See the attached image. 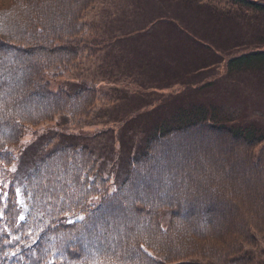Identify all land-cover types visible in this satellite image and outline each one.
Returning <instances> with one entry per match:
<instances>
[{"label":"trees","instance_id":"trees-1","mask_svg":"<svg viewBox=\"0 0 264 264\" xmlns=\"http://www.w3.org/2000/svg\"><path fill=\"white\" fill-rule=\"evenodd\" d=\"M178 1L196 14L185 26L171 19L194 60L163 82L133 83L151 95L181 77L184 89L115 116L96 107L92 82L54 86L92 48L83 16L96 0H0V264H258L264 118L208 99L219 78L264 77V0ZM110 91L101 97L127 96ZM93 114L117 126L103 130L112 133L106 176L96 150L106 143L93 140L103 131L52 127L22 143L58 116ZM29 149L32 167L17 184Z\"/></svg>","mask_w":264,"mask_h":264},{"label":"rangeland","instance_id":"rangeland-1","mask_svg":"<svg viewBox=\"0 0 264 264\" xmlns=\"http://www.w3.org/2000/svg\"><path fill=\"white\" fill-rule=\"evenodd\" d=\"M181 6L183 5L178 0H96L83 16L87 30L82 38L89 44L92 43L90 44L92 48L74 62L75 67H68L63 71L57 78L59 83H55L54 86L62 84L72 91L82 79L92 82L100 90L99 99L95 101L96 107L106 105V111H112L113 115L123 113L128 108L147 101L154 100L153 103H158L157 98H160V95L166 97L183 90L181 77L171 80L167 87L156 88L159 93L151 91L153 92L151 95H144L141 93L142 89L139 90L137 86V84L148 86L163 82L158 81V78L170 72L172 66L178 64L180 68L185 69L194 60L195 51L187 53L190 51L189 46L185 44L186 40L177 32L178 30L176 31L171 21L175 19L185 26V20H194L196 14L184 11ZM175 9L181 20L175 17ZM184 71L180 69L181 74H184ZM224 71L222 66L220 69L201 73L200 76L215 77L223 74ZM198 78H192L190 81ZM217 80L218 88L212 89L208 100L220 104L221 108H226L228 112L257 116V119L263 122L261 118H264V77L253 75L241 76L236 79L237 81L227 82L222 78ZM133 81L138 83L134 84ZM111 88H117L121 94L126 92V98L115 101L111 97H101V89L110 91ZM137 90L140 91L138 95L132 94ZM194 96L191 93L188 99ZM94 116L95 114L89 119L69 120L68 123H62V118L58 116L49 126L41 124L42 126L35 128L36 130H28L22 138V143L26 145L44 129L52 127L81 134H98L104 129L116 130L117 126L113 122L110 123L109 117ZM103 132L105 133L96 136L93 140L106 143V146L96 148L104 155L100 167L106 176L111 170V163L107 160L112 133L110 130ZM113 134L115 135V132ZM88 141L93 143L90 139ZM115 147H118L117 142ZM28 152L29 155H26L24 164L18 171L15 182L17 184L23 182L24 174L32 167V160L29 159L33 156V152L30 149ZM6 185L8 186L9 183ZM1 194L5 196V190ZM255 252L259 260L258 264H264V237L261 235L258 236V247Z\"/></svg>","mask_w":264,"mask_h":264}]
</instances>
